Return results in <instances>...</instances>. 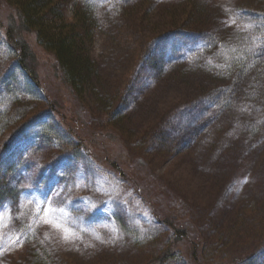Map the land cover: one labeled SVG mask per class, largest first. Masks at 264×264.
<instances>
[{
    "label": "rangeland",
    "instance_id": "374dc122",
    "mask_svg": "<svg viewBox=\"0 0 264 264\" xmlns=\"http://www.w3.org/2000/svg\"><path fill=\"white\" fill-rule=\"evenodd\" d=\"M196 1L208 4L206 19L213 27L211 32L172 35L156 42L153 54L148 55L144 68L137 70L112 122L120 128L122 158L143 157L144 178L162 189L172 206L178 207L177 203L183 200L186 204L178 210L191 214L199 225L208 227L218 222L232 231L240 220L233 222L234 208H229V201L234 206L239 201L250 202L247 178L264 161V147L249 149L250 157L253 150H260L259 155L254 160L250 158L248 164L240 161L237 171H242H234L232 178L219 182L214 175H222L223 169L210 174L203 167L207 158L194 166L185 154V150L199 145L205 126L198 128L201 133L193 135L179 154L167 159L141 144L146 127L180 112L181 106H177L181 103L176 97L191 92L177 88L178 79L166 78L173 72L167 73L171 64L199 65L192 77L193 81L199 80L198 84L224 82L245 49L264 44V14L259 10L264 7V0ZM103 39L100 35L94 44L100 85L94 86V92L87 93L82 101L56 94L71 111H85L88 118L83 115L80 121L91 130L108 125V120L96 112L99 102L124 81L125 66L131 59L113 50L109 41L106 47ZM12 54L0 31V117L16 111L14 121H20L23 112L29 113L27 119L30 114L33 119L18 141L0 155V264H139L142 257L134 249V241L153 238L156 230L147 204L110 170L102 157L103 146L97 144L96 157L66 153L59 147L51 132L50 115L44 111L46 104L40 99L42 94L26 80ZM44 62L45 69L52 73L51 57L44 56ZM154 67L163 75L157 85L155 74L151 73ZM40 73L47 75L43 70ZM195 85L191 83L192 87ZM208 108L206 102L199 109L181 112L183 116L174 118L173 129H178L173 134L181 133L183 125L188 128L199 123ZM97 136L108 140L104 135ZM203 147L208 148V142ZM158 242L162 243V237L159 240L155 236L145 246Z\"/></svg>",
    "mask_w": 264,
    "mask_h": 264
},
{
    "label": "trees",
    "instance_id": "16d2710c",
    "mask_svg": "<svg viewBox=\"0 0 264 264\" xmlns=\"http://www.w3.org/2000/svg\"><path fill=\"white\" fill-rule=\"evenodd\" d=\"M66 4L71 8L67 9ZM207 8L208 4L196 0H0V31L17 68L42 94L40 99L46 104L44 111L50 115L51 132L59 147L66 153L96 157L97 144L103 146L102 157L110 170L147 204L156 224L153 238L162 237V243L145 246L153 238L134 241V249L142 257L139 264H264V161L247 178L250 202L239 201L234 206L229 201V208H234L233 222L240 220L237 227L230 231L218 222L206 227L199 225L191 214L178 210L184 208L183 200L177 203L178 207L172 206L165 192L144 178L143 157L122 158L120 128L112 122L137 70L144 68L156 42L172 35L211 32ZM259 10L264 14V7ZM100 35L104 36L106 47L109 41L113 50L131 59L125 66L124 81L99 102L96 112L108 120V125L91 130L80 121L83 115L88 118L85 111H71L56 94L82 101L87 93L94 92L101 78L94 53ZM47 55L51 57L52 73L44 67ZM149 62L151 66V58ZM233 65L226 81L198 84L199 80L193 81L192 77L199 65L171 64L167 73L173 72L166 74V78L178 79L175 86L191 92L176 97L181 103L175 105L181 106L180 112L169 115L163 123L156 121L146 127L141 141L144 148L152 147L162 159L170 158L193 135L201 133L199 127L205 126L199 145L185 150L194 166L207 158L203 167L210 174L223 169L222 175L213 174L220 182L242 171H237L240 161L246 160L248 164L250 158L254 160L260 150H253L250 157L249 149L264 147V44L245 49ZM155 68L151 73L155 74L157 85L163 81V75ZM42 70L47 75H41ZM192 82L196 83L194 87ZM206 102L209 108L205 117L194 126L183 125L181 133L174 135L173 131L178 129H173L174 118L183 116L181 112L199 109ZM15 114L16 111L6 118L0 117V155L18 141L33 120L31 114L27 119L29 113L23 112L20 121H14ZM99 134L107 142L99 139ZM205 142L208 148L203 147Z\"/></svg>",
    "mask_w": 264,
    "mask_h": 264
},
{
    "label": "snow or ice",
    "instance_id": "6c2138e0",
    "mask_svg": "<svg viewBox=\"0 0 264 264\" xmlns=\"http://www.w3.org/2000/svg\"><path fill=\"white\" fill-rule=\"evenodd\" d=\"M223 23H225L226 26H230V24H229L227 21H225V22H223ZM232 23H234V21H233ZM248 27H251V25H248ZM64 239L67 241V240H68V237L65 236Z\"/></svg>",
    "mask_w": 264,
    "mask_h": 264
}]
</instances>
